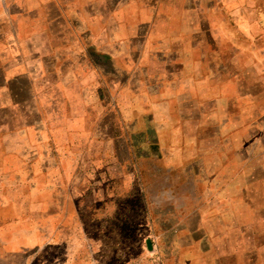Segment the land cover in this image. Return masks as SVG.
<instances>
[{
	"label": "crops",
	"instance_id": "obj_1",
	"mask_svg": "<svg viewBox=\"0 0 264 264\" xmlns=\"http://www.w3.org/2000/svg\"><path fill=\"white\" fill-rule=\"evenodd\" d=\"M98 250L264 264V0H0V264Z\"/></svg>",
	"mask_w": 264,
	"mask_h": 264
},
{
	"label": "rangeland",
	"instance_id": "obj_2",
	"mask_svg": "<svg viewBox=\"0 0 264 264\" xmlns=\"http://www.w3.org/2000/svg\"><path fill=\"white\" fill-rule=\"evenodd\" d=\"M110 248L116 249V246H107ZM59 256H62L61 253L58 254ZM126 257L122 256V260H118L117 254H111L108 251L104 250H98L97 252L88 253L85 256H83V259L81 260L80 256H73L68 258V260H55L54 264H142L141 260L137 261H126Z\"/></svg>",
	"mask_w": 264,
	"mask_h": 264
}]
</instances>
